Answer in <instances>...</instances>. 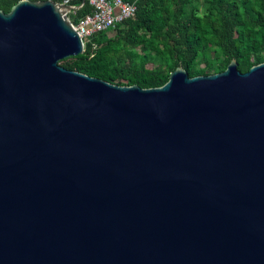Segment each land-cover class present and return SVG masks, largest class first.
Wrapping results in <instances>:
<instances>
[{
	"label": "water",
	"instance_id": "water-1",
	"mask_svg": "<svg viewBox=\"0 0 264 264\" xmlns=\"http://www.w3.org/2000/svg\"><path fill=\"white\" fill-rule=\"evenodd\" d=\"M70 8L0 11V264H264V62L109 84Z\"/></svg>",
	"mask_w": 264,
	"mask_h": 264
},
{
	"label": "trees",
	"instance_id": "trees-1",
	"mask_svg": "<svg viewBox=\"0 0 264 264\" xmlns=\"http://www.w3.org/2000/svg\"><path fill=\"white\" fill-rule=\"evenodd\" d=\"M19 1L0 0V11ZM125 1L135 3L133 18L93 36L97 49L86 45L59 64L109 84L150 89L163 86L179 66L191 78L221 73L231 62L241 73L264 62V0H203L202 10L198 0ZM81 3L71 15L76 21L90 11ZM91 57L101 63L75 68L74 60Z\"/></svg>",
	"mask_w": 264,
	"mask_h": 264
},
{
	"label": "built area",
	"instance_id": "built-area-1",
	"mask_svg": "<svg viewBox=\"0 0 264 264\" xmlns=\"http://www.w3.org/2000/svg\"><path fill=\"white\" fill-rule=\"evenodd\" d=\"M51 1L57 6L71 7L64 14L80 37L83 44V51L86 45H91L93 50L97 49V45L91 42L93 36L107 32L115 28L116 25L133 18L136 12L134 2L125 0H82L81 4L86 3L90 11L76 21L71 15L74 10L81 6H77L80 0Z\"/></svg>",
	"mask_w": 264,
	"mask_h": 264
},
{
	"label": "rangeland",
	"instance_id": "rangeland-1",
	"mask_svg": "<svg viewBox=\"0 0 264 264\" xmlns=\"http://www.w3.org/2000/svg\"><path fill=\"white\" fill-rule=\"evenodd\" d=\"M199 8L202 10L203 9V0H198L197 1ZM113 32H110V35H113ZM101 63V60L98 57H91L87 60H74V66L76 69L82 68L84 66H90V67H95L98 66ZM150 67V65H149Z\"/></svg>",
	"mask_w": 264,
	"mask_h": 264
},
{
	"label": "crops",
	"instance_id": "crops-1",
	"mask_svg": "<svg viewBox=\"0 0 264 264\" xmlns=\"http://www.w3.org/2000/svg\"><path fill=\"white\" fill-rule=\"evenodd\" d=\"M108 36H111L110 33H108Z\"/></svg>",
	"mask_w": 264,
	"mask_h": 264
}]
</instances>
